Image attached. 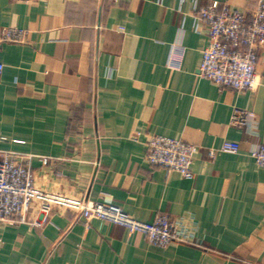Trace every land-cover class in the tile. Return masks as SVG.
<instances>
[{
	"label": "crops",
	"instance_id": "1",
	"mask_svg": "<svg viewBox=\"0 0 264 264\" xmlns=\"http://www.w3.org/2000/svg\"><path fill=\"white\" fill-rule=\"evenodd\" d=\"M213 1L252 19L260 0H0V28L27 32L0 46V159L30 156L42 194L144 223L168 214L197 243L160 248L58 207L1 225L0 264H264V168L250 155L264 144V43L253 90L200 77L196 13ZM234 109L254 114V133L231 126ZM150 135L196 145L195 178L148 166Z\"/></svg>",
	"mask_w": 264,
	"mask_h": 264
},
{
	"label": "built area",
	"instance_id": "2",
	"mask_svg": "<svg viewBox=\"0 0 264 264\" xmlns=\"http://www.w3.org/2000/svg\"><path fill=\"white\" fill-rule=\"evenodd\" d=\"M31 2L34 0H16ZM198 27H203L209 37L198 67V75L219 87L231 88L238 93L253 90L256 85L258 53L255 48L264 43V0L255 7L252 19L245 11L213 1L197 10ZM27 32L17 27L0 28V46L4 43L22 44ZM4 65L0 62V77ZM254 114L251 111L234 109L230 124L233 127L253 132ZM145 163L153 168L178 172L185 179L195 178L193 165L198 147L179 139L150 135L145 142ZM225 153L237 154L238 144L225 142ZM259 167L264 168V144L250 151ZM30 156L4 154L0 159V226L24 223L32 220L36 225L46 221L55 208L76 211L82 222L89 225L93 220H102L127 228L144 237L149 243L167 248L172 243L194 244L182 223L168 214L144 223L124 214L116 206L69 198L61 194H42L35 188ZM36 217L31 219V215ZM1 239V232H0Z\"/></svg>",
	"mask_w": 264,
	"mask_h": 264
}]
</instances>
